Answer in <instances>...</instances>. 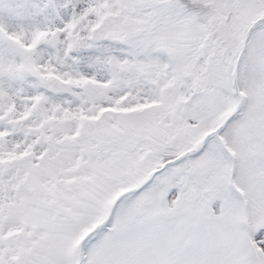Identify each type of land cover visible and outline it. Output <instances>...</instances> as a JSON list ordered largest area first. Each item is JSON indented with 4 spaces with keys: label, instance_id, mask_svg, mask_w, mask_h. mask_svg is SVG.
Wrapping results in <instances>:
<instances>
[{
    "label": "snow or ice",
    "instance_id": "6c2138e0",
    "mask_svg": "<svg viewBox=\"0 0 264 264\" xmlns=\"http://www.w3.org/2000/svg\"><path fill=\"white\" fill-rule=\"evenodd\" d=\"M0 264H264V0H0Z\"/></svg>",
    "mask_w": 264,
    "mask_h": 264
}]
</instances>
